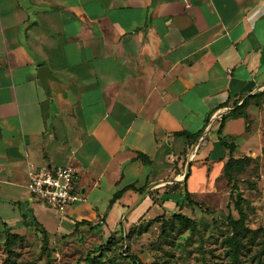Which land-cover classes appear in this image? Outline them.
I'll list each match as a JSON object with an SVG mask.
<instances>
[{"label":"crops","instance_id":"obj_1","mask_svg":"<svg viewBox=\"0 0 264 264\" xmlns=\"http://www.w3.org/2000/svg\"><path fill=\"white\" fill-rule=\"evenodd\" d=\"M262 90L264 0H0V238L33 220L101 241L181 211L166 185L200 197L227 158L212 116ZM206 128L177 170L174 133ZM48 163L77 171L65 214L30 196L28 165Z\"/></svg>","mask_w":264,"mask_h":264},{"label":"rangeland","instance_id":"obj_2","mask_svg":"<svg viewBox=\"0 0 264 264\" xmlns=\"http://www.w3.org/2000/svg\"><path fill=\"white\" fill-rule=\"evenodd\" d=\"M229 111L222 126L237 118L235 113L242 124L237 133H221L232 152L226 148L230 158L214 187L181 206L192 225L164 214L135 225L123 237L112 233L104 244L105 238L100 241L90 231L48 234L45 241L39 225L29 220L0 238V264H133L129 254L143 264H264V90ZM93 250L97 256L90 263L79 262Z\"/></svg>","mask_w":264,"mask_h":264},{"label":"built area","instance_id":"obj_3","mask_svg":"<svg viewBox=\"0 0 264 264\" xmlns=\"http://www.w3.org/2000/svg\"><path fill=\"white\" fill-rule=\"evenodd\" d=\"M224 114L225 110L218 111L212 118L220 121ZM208 130L209 128H206L204 133L197 137V143L204 140ZM190 155L191 153L189 157ZM28 178L30 196L59 213H67L75 203L83 200L82 193L76 187L77 171L70 165L48 163L34 166L31 164L28 165Z\"/></svg>","mask_w":264,"mask_h":264},{"label":"trees","instance_id":"obj_4","mask_svg":"<svg viewBox=\"0 0 264 264\" xmlns=\"http://www.w3.org/2000/svg\"><path fill=\"white\" fill-rule=\"evenodd\" d=\"M257 93H253L252 95H248V96H246L245 98H243L242 100H241V102H239V100H237V101H235L234 103H233V108H232V112L234 111H236V108H239V106L240 105H242L247 99H249V98H251V97H253V96H255ZM230 112V111H229ZM210 116L211 115H209L208 117H207V119H206V123H208L209 122V119H210ZM235 117H240L239 116V114H237V113H235ZM225 118V114L222 116V118H221V120L219 121V126H218V129H217V131H216V139H217V141H219V143L221 144V146L227 151V149L226 148H228L229 149V154H231V152H232V150H231V145H229L228 146V144L226 143V141L224 140V137L221 135V129H222V121H223V119ZM200 133H201V131L200 132H196V133H188V132H175L174 133V135H181V136H184V137H186V139L187 140H189V142L187 143V145L185 146V149H184V151H183V153L179 156V157H177L176 159H175V161L178 163V161H181V166L179 167H177V170L178 169H180V168H183V166H184V164H185V162H186V160H187V156H188V153H189V151H190V149H191V147H192V145H193V143H194V141L197 139V137L200 135ZM227 156H228V154H227ZM136 157L137 158H140L142 161H143V163H149V159H148V157L145 155V154H143V153H140V152H138L137 153V155H136ZM228 158H230L229 156H228ZM227 158V159H228ZM225 160V162H224V164H223V167H222V172H223V170L226 168V166H227V162H228V160ZM178 160V161H177ZM167 187V190H164V193H176V194H178L179 196H181V199H180V201L177 203V205H179V209H181V206H182V204L183 203H185L186 201H189V200H191L192 199V197L193 196H191V194L187 191V188H186V185H185V179L183 180V181H181V182H172V183H169V184H167L166 185ZM136 190L137 191H140V188H136ZM121 192H122V190H119V191H117L113 196H112V198L109 200V206H111L114 202H115V200L117 199V198H119V196H120V194H121ZM242 200V197H241V195L238 193V196H237V200H236V204H235V206H236V209L238 210V212L240 213L241 212V210H240V201ZM172 219L175 221V222H177V223H180V224H182V225H189V224H193V221L189 218V217H187L184 213H181L180 211H178V212H175V213H173V215H172ZM228 220H229V223L232 225V224H234V220L231 218V217H228ZM76 225L77 226H80V225H91V222H89V221H81V222H78V223H76ZM135 226V225H134ZM133 226V227H134ZM133 227H131V228H133ZM233 227V226H232ZM39 228H40V230H41V232L43 233V235H44V240L46 241L47 240V235H48V232L43 228V227H41V226H39ZM130 228V229H131ZM129 229V230H130ZM129 230H128V232H129ZM121 233H122V231H120ZM5 235L8 237L9 236V233L8 232H5ZM122 237H123V233H122ZM111 238H113V235H110V236H108V239H105V241H104V244H107V243H109L110 241H111ZM103 244V243H102ZM101 243H100V245H102ZM99 246V245H98ZM96 250H93V251H89L88 253H87V256L85 257V258H83V259H79V262L80 261H83V262H85V263H90L91 261H92V256H97L96 255ZM127 258L133 263V264H143L142 262H141V260H140V258L137 256V255H135V254H129V255H127Z\"/></svg>","mask_w":264,"mask_h":264},{"label":"water","instance_id":"obj_5","mask_svg":"<svg viewBox=\"0 0 264 264\" xmlns=\"http://www.w3.org/2000/svg\"><path fill=\"white\" fill-rule=\"evenodd\" d=\"M154 3H155V0H151V8L154 6ZM43 71H45L44 67L42 68ZM41 71V70H40ZM40 76V81L42 82L44 80V78L46 77L45 75L43 74H39Z\"/></svg>","mask_w":264,"mask_h":264}]
</instances>
